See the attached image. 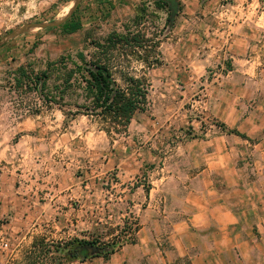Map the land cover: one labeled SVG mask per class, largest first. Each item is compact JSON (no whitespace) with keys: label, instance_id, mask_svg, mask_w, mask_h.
<instances>
[{"label":"rangeland","instance_id":"1","mask_svg":"<svg viewBox=\"0 0 264 264\" xmlns=\"http://www.w3.org/2000/svg\"><path fill=\"white\" fill-rule=\"evenodd\" d=\"M76 1L0 0L2 146L4 158H23L16 187L2 185L0 264H108L140 232L169 248L172 223L196 197L181 188L194 193L207 158L220 166L212 201L240 220L215 232L232 238L228 264H264V131L249 137L233 126L239 111L248 127L264 118V0H175L162 66L132 65L149 82L147 109L112 136L82 116L79 54L135 30L147 0H82L80 31L21 32L66 19ZM149 12L148 30H163L168 15L153 3Z\"/></svg>","mask_w":264,"mask_h":264},{"label":"trees","instance_id":"2","mask_svg":"<svg viewBox=\"0 0 264 264\" xmlns=\"http://www.w3.org/2000/svg\"><path fill=\"white\" fill-rule=\"evenodd\" d=\"M152 3L157 11L168 15L163 30L157 28L152 32L145 26L150 19L149 8ZM174 11L175 0H147L142 3L134 20L135 30L129 29L126 34L113 33L100 42H93L94 51L91 55L84 52L79 54L82 62V83L89 101V105L82 106L85 109L82 116L99 118L103 124L102 130L108 136L126 134L134 115L146 111L149 82L146 75L139 76L132 65L134 62L140 63L148 71L162 66L160 48L165 36L161 38V34L170 27ZM81 28L82 24L75 14L60 26L66 34L76 33ZM126 68L130 71H126ZM19 71L22 72L23 68ZM72 75L73 72H70L69 79ZM40 83L41 78H37L35 85ZM94 244L82 242V245ZM117 251L111 250L109 254L114 255Z\"/></svg>","mask_w":264,"mask_h":264},{"label":"crops","instance_id":"3","mask_svg":"<svg viewBox=\"0 0 264 264\" xmlns=\"http://www.w3.org/2000/svg\"><path fill=\"white\" fill-rule=\"evenodd\" d=\"M241 114L239 111L233 124L238 131L246 132L249 137L264 131V118L254 127H248L247 120L242 121V118H239ZM1 127L3 126H0V195L5 180L9 181L11 188L16 187L17 179L21 177V162H23V158H4L5 151L2 146L4 128ZM226 138L231 140L232 136ZM258 146L264 149V138ZM261 158L263 160L258 163V169L263 175L264 155ZM214 159L207 158L206 168L195 176L192 175V184H197L194 193L190 192V187L181 188L183 193L188 192L196 197L188 207L189 210L186 212V207L181 209L178 212L181 213L180 216L172 223L171 236L168 237L169 248L164 247L157 235L140 232L137 242L123 246L111 257L108 264H228V256L232 251L230 247L232 238L215 232L217 229L225 232L228 228L238 225L240 220L233 213L234 209L231 206L212 201L214 194L220 192L211 182L220 168V166L218 169L215 168ZM227 165H230L229 161ZM229 177L230 174L224 178ZM243 244L245 242L235 246L240 251V255L244 254L241 248Z\"/></svg>","mask_w":264,"mask_h":264},{"label":"water","instance_id":"4","mask_svg":"<svg viewBox=\"0 0 264 264\" xmlns=\"http://www.w3.org/2000/svg\"><path fill=\"white\" fill-rule=\"evenodd\" d=\"M82 2V0H77L72 8V10L70 11L69 15L67 16L66 19L60 21V22H55V23H51V24H30L27 26H24L21 29V32L26 31L29 28H48V27H59L61 25H63L67 20H69L73 14L75 13V11L78 9V6L80 5V3ZM13 35H16V33H14Z\"/></svg>","mask_w":264,"mask_h":264}]
</instances>
